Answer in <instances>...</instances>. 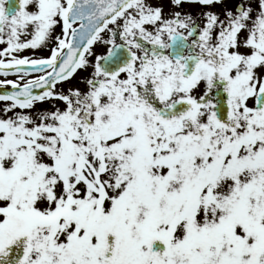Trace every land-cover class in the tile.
<instances>
[{"label":"snow or ice","instance_id":"6c2138e0","mask_svg":"<svg viewBox=\"0 0 264 264\" xmlns=\"http://www.w3.org/2000/svg\"><path fill=\"white\" fill-rule=\"evenodd\" d=\"M0 77V264H264V0H0Z\"/></svg>","mask_w":264,"mask_h":264},{"label":"rangeland","instance_id":"374dc122","mask_svg":"<svg viewBox=\"0 0 264 264\" xmlns=\"http://www.w3.org/2000/svg\"><path fill=\"white\" fill-rule=\"evenodd\" d=\"M167 10H168V5H167V3H166L165 11H167ZM188 10H189V11H192L193 13H196V11H197V6L188 5ZM105 50H106V49H105V48H102V47H98V48H97V51H98V52H103V51H105ZM39 54H41V55H46L47 53L44 52V53H39ZM0 78H3V77H0ZM9 78H11V79H15L14 76H10ZM78 86L83 87V85H78Z\"/></svg>","mask_w":264,"mask_h":264},{"label":"water","instance_id":"95a60500","mask_svg":"<svg viewBox=\"0 0 264 264\" xmlns=\"http://www.w3.org/2000/svg\"><path fill=\"white\" fill-rule=\"evenodd\" d=\"M8 1V5H14V0H7Z\"/></svg>","mask_w":264,"mask_h":264}]
</instances>
